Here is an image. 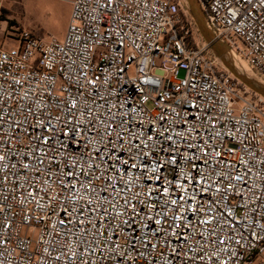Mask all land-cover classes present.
<instances>
[{
	"label": "built area",
	"instance_id": "obj_1",
	"mask_svg": "<svg viewBox=\"0 0 264 264\" xmlns=\"http://www.w3.org/2000/svg\"><path fill=\"white\" fill-rule=\"evenodd\" d=\"M198 1L264 84V0ZM71 3L11 46L0 0V264H264V97L185 0Z\"/></svg>",
	"mask_w": 264,
	"mask_h": 264
},
{
	"label": "rangeland",
	"instance_id": "obj_2",
	"mask_svg": "<svg viewBox=\"0 0 264 264\" xmlns=\"http://www.w3.org/2000/svg\"><path fill=\"white\" fill-rule=\"evenodd\" d=\"M5 1L8 8L6 12L8 28L10 29V26L16 25L15 30L9 33L12 36L8 41L11 46H17L16 36H18V32L21 30H28L36 36L43 38L55 37L59 40H64L72 13V0ZM186 4L193 17L187 1ZM204 42L206 43L205 40ZM183 76L184 72H181L180 77ZM32 237L36 239L38 232H35Z\"/></svg>",
	"mask_w": 264,
	"mask_h": 264
},
{
	"label": "water",
	"instance_id": "obj_3",
	"mask_svg": "<svg viewBox=\"0 0 264 264\" xmlns=\"http://www.w3.org/2000/svg\"><path fill=\"white\" fill-rule=\"evenodd\" d=\"M190 10L193 14L194 21L203 39L216 54L217 57L221 59L224 66L245 86L251 89L253 92L264 97V84L257 81L256 79L250 77L240 68H238L232 60L227 57L230 52L229 47L223 45L214 39L212 32L208 29L206 24L205 14L200 7L198 0H186ZM226 46V47H224Z\"/></svg>",
	"mask_w": 264,
	"mask_h": 264
},
{
	"label": "bare ground",
	"instance_id": "obj_4",
	"mask_svg": "<svg viewBox=\"0 0 264 264\" xmlns=\"http://www.w3.org/2000/svg\"><path fill=\"white\" fill-rule=\"evenodd\" d=\"M227 57L235 62L236 66L242 71H244L246 74H248L250 77L256 79L260 82V80L249 70V68L245 65L244 61H240L231 51L227 54Z\"/></svg>",
	"mask_w": 264,
	"mask_h": 264
},
{
	"label": "trees",
	"instance_id": "obj_5",
	"mask_svg": "<svg viewBox=\"0 0 264 264\" xmlns=\"http://www.w3.org/2000/svg\"><path fill=\"white\" fill-rule=\"evenodd\" d=\"M7 12V11H6Z\"/></svg>",
	"mask_w": 264,
	"mask_h": 264
}]
</instances>
